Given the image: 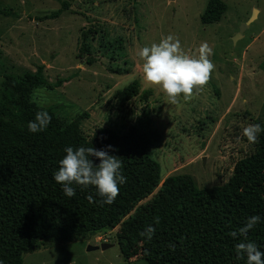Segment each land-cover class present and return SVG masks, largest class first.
I'll return each instance as SVG.
<instances>
[{"label":"rangeland","instance_id":"obj_1","mask_svg":"<svg viewBox=\"0 0 264 264\" xmlns=\"http://www.w3.org/2000/svg\"><path fill=\"white\" fill-rule=\"evenodd\" d=\"M208 1L0 0V91L7 75L32 73L41 63L50 82L62 83L35 89L31 98L38 106H54L89 137L100 127L134 126L147 134L162 179L188 174L198 187L222 184L235 162L255 150L242 129L264 127V0H221L220 19L203 24ZM56 10H61L57 16L45 17ZM168 35L192 57L206 45L214 66L207 83L187 100L178 96L176 104L165 103L158 87L144 83L137 55ZM83 36L91 52L81 51ZM120 66L127 72L111 71ZM133 81L135 95L123 104L116 101L115 92ZM155 192L140 206L150 205ZM131 215L144 223L155 209L144 215L133 209ZM103 242L109 245L102 249ZM143 242L121 240L116 226L93 238L24 253L22 264H148L141 258Z\"/></svg>","mask_w":264,"mask_h":264},{"label":"trees","instance_id":"obj_2","mask_svg":"<svg viewBox=\"0 0 264 264\" xmlns=\"http://www.w3.org/2000/svg\"><path fill=\"white\" fill-rule=\"evenodd\" d=\"M0 11L3 12L2 8ZM224 11L221 0H209L200 21L216 22ZM60 12L56 10L45 17H55ZM84 36L81 51L91 52L92 45L86 43ZM125 64L124 60L121 65ZM111 71L121 74L127 69L120 66ZM61 83V79L50 82L41 63L32 73L7 75L3 81L0 260L4 264H22L24 253L74 239L93 238L116 226L121 240L144 241L141 258L148 264H245V259H237L233 250L241 240L232 239L228 233L242 226L251 215L262 219L248 231L247 241L255 242L264 251V131L258 135L255 150L235 162L231 175L222 184L198 187L188 174L162 179L146 133L134 126L116 131L100 127L89 137L77 120H65L54 106L41 107L32 100L35 89ZM136 84L133 81L115 92L114 99L126 103L135 95ZM40 110L47 111L51 121L44 131L30 133L27 122ZM105 145L114 149L108 150L109 154L121 160V172L126 177L115 201L102 205L92 186L82 190L73 185L75 195L66 197L52 179L64 155L63 149L66 146L101 149ZM155 189L151 204L140 206ZM133 209L140 215L155 209V215L141 223L137 216H130ZM148 225L155 229L150 241L140 235Z\"/></svg>","mask_w":264,"mask_h":264},{"label":"clouds","instance_id":"obj_3","mask_svg":"<svg viewBox=\"0 0 264 264\" xmlns=\"http://www.w3.org/2000/svg\"><path fill=\"white\" fill-rule=\"evenodd\" d=\"M137 55L143 61L144 83L150 87H158L167 104H176L180 95H183L185 100L189 99L195 87H202L207 83L214 67L207 58L211 55V49L206 45L201 46L198 57H192L181 51L179 41L171 35L163 37L159 43L141 47ZM50 121L51 117L47 111H37L34 119L27 122V131L42 132ZM262 131L264 128L261 125L250 124L242 129V135L248 143L255 144ZM108 150L114 149L111 145H105L101 149L66 146L63 149L64 155L58 161L57 170L52 173V179L59 184L66 197L75 195L73 185L80 186L82 190L92 186L96 195L101 198L100 203L111 205L126 177L121 172V160L110 155ZM94 159H97L98 163H94ZM89 202H92L91 197ZM261 219L259 215L248 216L242 226L228 233L232 239L241 240L233 246V250L237 259H245V264H264V251H261L255 242L247 241L248 231ZM154 232L155 229L148 225L140 235L150 241ZM0 264L4 262L0 260Z\"/></svg>","mask_w":264,"mask_h":264},{"label":"water","instance_id":"obj_4","mask_svg":"<svg viewBox=\"0 0 264 264\" xmlns=\"http://www.w3.org/2000/svg\"><path fill=\"white\" fill-rule=\"evenodd\" d=\"M255 11H256V9H254V10H253V13L250 15V17H249V18H248L243 24H241L238 33L232 37V40H233V41H234L236 38L241 37L242 32H243L244 29L247 27V25L251 22V20H252V18H253V15H254V12H255ZM108 245H109V244L103 242V243H101V248L103 249V248L107 247ZM95 248H96L95 246H94V247H92V246H88V250H90V249H95Z\"/></svg>","mask_w":264,"mask_h":264}]
</instances>
